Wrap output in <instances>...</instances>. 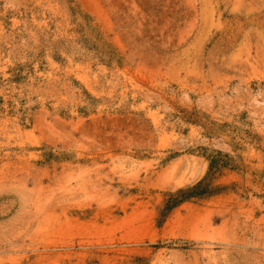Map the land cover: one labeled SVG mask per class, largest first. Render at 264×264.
<instances>
[{
	"label": "rangeland",
	"instance_id": "obj_1",
	"mask_svg": "<svg viewBox=\"0 0 264 264\" xmlns=\"http://www.w3.org/2000/svg\"><path fill=\"white\" fill-rule=\"evenodd\" d=\"M0 264H264V0H0Z\"/></svg>",
	"mask_w": 264,
	"mask_h": 264
},
{
	"label": "trees",
	"instance_id": "obj_2",
	"mask_svg": "<svg viewBox=\"0 0 264 264\" xmlns=\"http://www.w3.org/2000/svg\"><path fill=\"white\" fill-rule=\"evenodd\" d=\"M209 187L210 183L205 184V181H200L192 188L180 189L176 194H173L172 197H170V199L166 202L161 216H166L168 212H170L174 207L185 200H189L192 197H198L208 193H212L214 190H211Z\"/></svg>",
	"mask_w": 264,
	"mask_h": 264
}]
</instances>
